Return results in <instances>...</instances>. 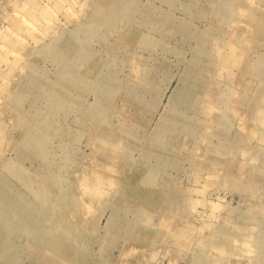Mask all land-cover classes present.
Here are the masks:
<instances>
[{
  "label": "rangeland",
  "instance_id": "rangeland-1",
  "mask_svg": "<svg viewBox=\"0 0 264 264\" xmlns=\"http://www.w3.org/2000/svg\"><path fill=\"white\" fill-rule=\"evenodd\" d=\"M0 264H264V0H0Z\"/></svg>",
  "mask_w": 264,
  "mask_h": 264
}]
</instances>
